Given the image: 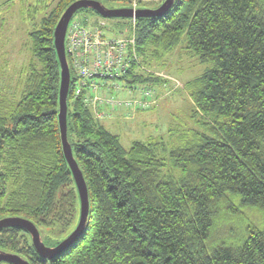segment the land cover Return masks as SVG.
Returning <instances> with one entry per match:
<instances>
[{"label":"trees","instance_id":"16d2710c","mask_svg":"<svg viewBox=\"0 0 264 264\" xmlns=\"http://www.w3.org/2000/svg\"><path fill=\"white\" fill-rule=\"evenodd\" d=\"M73 1L57 0L40 28L29 31L30 73L11 117L0 114V218L24 217L38 230L72 226L79 216L61 148L53 46L55 24ZM95 20L107 27L105 17ZM129 22L138 62L131 60L124 81L148 83L155 94L124 119L154 110L179 89V80L167 77L160 93V78L136 68L147 53L162 60L184 36L187 50L207 64L184 88L191 111L211 125L188 129L169 147L160 135L124 146L81 98L73 100L66 57L67 138L89 199L84 230L46 259L25 229L0 228V250L30 264H264V0H174L161 16L134 18L133 30ZM171 168L180 176L162 173ZM243 207L260 211V225L244 224L241 232L208 243L222 213L235 218Z\"/></svg>","mask_w":264,"mask_h":264},{"label":"rangeland","instance_id":"374dc122","mask_svg":"<svg viewBox=\"0 0 264 264\" xmlns=\"http://www.w3.org/2000/svg\"><path fill=\"white\" fill-rule=\"evenodd\" d=\"M56 1L0 0V114L11 117L20 100L25 81L30 73V63H32L30 61L32 58L30 51L31 42L28 38V33L30 30L40 28L41 19L53 8ZM161 1L107 0L102 3L108 8H129L130 6L138 9H153ZM97 15L98 13L96 14L94 10L87 8L76 11L72 18L89 24ZM105 20L107 23L106 29L112 34H117V32L123 30L126 33L128 30L129 24L127 22L129 21L127 19L105 17ZM129 23H131V20ZM181 38L176 47L162 60L155 62L147 53L145 55L146 58H143L144 62L140 64L142 68L139 70L140 73L146 74L151 73V70L155 73L165 74L161 76L152 73L160 78V84L159 82L156 83L157 91L160 93L164 92V82H168L166 77L176 78L182 84V89L169 94L174 95V100L170 101L168 100L169 98L165 99L166 101L161 100L154 110L139 113L140 118L154 119L155 127L152 128L153 132L150 136H163V142L168 147L176 144L178 138L182 137L188 129L203 131L212 123L210 118H206L199 113L196 115V113L191 111L192 103L188 93H186L184 83L200 76L207 68V64L201 63L196 56L190 53L186 48L184 36ZM35 66L38 67L37 64ZM150 126L149 124L145 127L147 132H149ZM127 127V131H121L122 128L120 129L116 124L107 128L110 132L120 136L124 146H128L133 139H142L141 137L130 136L133 132L128 129L130 127L133 130V128L130 124ZM162 173L171 174L175 178L180 176V171L176 168H171L169 172L163 169ZM261 218L260 211L250 207L240 208L235 218L223 212L216 221L217 223L208 243L229 237L231 233L241 232L244 224L254 223L255 225H260ZM75 224L74 222L71 226L69 223L65 227H39L41 238L46 245L52 246L56 240L64 238Z\"/></svg>","mask_w":264,"mask_h":264},{"label":"built area","instance_id":"2783aa9c","mask_svg":"<svg viewBox=\"0 0 264 264\" xmlns=\"http://www.w3.org/2000/svg\"><path fill=\"white\" fill-rule=\"evenodd\" d=\"M133 25L134 18L131 19L132 30ZM64 45L73 73L71 96L81 98L91 109L94 119H109L120 110L126 115L135 107L146 106V97L155 94L148 83L128 84L124 81L131 60L138 62L132 32L111 34L104 20L85 25L71 18ZM139 67L136 69L140 70Z\"/></svg>","mask_w":264,"mask_h":264},{"label":"water","instance_id":"95a60500","mask_svg":"<svg viewBox=\"0 0 264 264\" xmlns=\"http://www.w3.org/2000/svg\"><path fill=\"white\" fill-rule=\"evenodd\" d=\"M174 0H164L158 7L153 9L138 8H108L99 0H74L60 15L53 30V46L57 55L60 68V81L58 89L57 120L60 133L61 148L67 165L71 171L79 198V216L74 229L60 242L55 245H46L40 235L37 226L29 219L20 216H6L0 218V228L20 227L25 229L31 238L36 252L46 258L52 259L72 244L83 232L89 211L88 191L82 171L79 168L67 138V96L70 83V70L65 53V33L70 19L74 13L82 8L94 10L102 17L112 18H137L157 17L165 13ZM0 261L11 264H30L22 256L0 250Z\"/></svg>","mask_w":264,"mask_h":264},{"label":"crops","instance_id":"0c3cea01","mask_svg":"<svg viewBox=\"0 0 264 264\" xmlns=\"http://www.w3.org/2000/svg\"><path fill=\"white\" fill-rule=\"evenodd\" d=\"M151 73H155V72L151 70ZM155 74L163 76L164 73H157L156 72ZM178 87H179V89L183 88L182 84L180 82H179ZM165 92L166 91L164 90L163 93L165 94ZM173 97H174V95L172 96V95L167 94L164 96V98L162 100L169 98L168 100L172 101V100H174ZM190 101H191V99H190ZM191 103H192V101H191ZM155 117H157V115H155ZM153 120L154 119H147V117L140 118L139 113H137L136 115L133 114V116L130 119L126 120L123 117V110H120V111L115 112L111 118L104 119L101 121L103 124L106 125V127H113V124H116L118 127H120V129L122 128L121 131H127V128H128L127 126L130 124V126L133 128V130H131L130 127L128 129L130 132H133V134H131L130 136L141 137L142 138L141 140H146L148 137H151L150 134L153 132L152 128L155 127V123L153 122ZM114 121H115V123H113ZM149 124L151 126L149 127V129H150L149 132H147L145 127Z\"/></svg>","mask_w":264,"mask_h":264}]
</instances>
